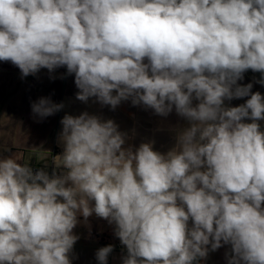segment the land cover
<instances>
[{
    "label": "clouds",
    "instance_id": "9594fccd",
    "mask_svg": "<svg viewBox=\"0 0 264 264\" xmlns=\"http://www.w3.org/2000/svg\"><path fill=\"white\" fill-rule=\"evenodd\" d=\"M0 61L22 77L66 67L82 102L130 99L190 124L162 154L123 147L113 120L66 114L61 174L0 158V264H71L78 216L93 214L115 225L123 264H193L224 245L227 264H264V96L237 84L247 70L264 83V0H0Z\"/></svg>",
    "mask_w": 264,
    "mask_h": 264
},
{
    "label": "crops",
    "instance_id": "0c3cea01",
    "mask_svg": "<svg viewBox=\"0 0 264 264\" xmlns=\"http://www.w3.org/2000/svg\"><path fill=\"white\" fill-rule=\"evenodd\" d=\"M245 73L255 80L249 70ZM243 77L246 76L243 74ZM77 92L74 74H68L66 67L52 72L41 69L35 75L22 77L18 67L11 62L0 61V158L11 157L29 167L52 164L56 174H61L63 169L55 167L52 157L63 150L59 143L60 121L66 114L78 116L88 112L102 120H113L118 130L126 135L123 147L135 150L141 143H152L153 150L162 154L174 149L178 135L190 126L175 109L167 116H160L142 105L134 106L129 99L121 101L113 110L95 98L82 102L76 99ZM258 92L264 96L261 89ZM40 98H48L52 103L63 104V107L53 115L41 118L31 108L32 103ZM78 221L73 234L79 238L69 254L71 264H99L96 252L101 247L112 245V239L116 237L115 225L95 214L87 220L78 216ZM226 254H231L230 245L210 250L206 258H198L193 264H227ZM126 256L113 248L107 264H123Z\"/></svg>",
    "mask_w": 264,
    "mask_h": 264
},
{
    "label": "rangeland",
    "instance_id": "374dc122",
    "mask_svg": "<svg viewBox=\"0 0 264 264\" xmlns=\"http://www.w3.org/2000/svg\"><path fill=\"white\" fill-rule=\"evenodd\" d=\"M244 75L246 77H243L242 81L241 80L237 81L238 85L244 86V85L252 84L253 86L251 88V93L258 92L261 89V91H263V94H264V83H261V81L259 80L260 79L259 77L254 76L255 80H253V78L248 77V75L246 73H244ZM256 82L259 83L258 86H261V87H258ZM249 98H250V95L246 96V97L238 98V99L233 98L232 100H230L231 102L226 99L224 101V106L225 107H236V106L244 104L246 102V100ZM196 103H198V102L194 100L193 105H195ZM244 122H251V121L246 119ZM258 123L261 126V130L264 131V120H260V121H258ZM262 207H264V204H262Z\"/></svg>",
    "mask_w": 264,
    "mask_h": 264
},
{
    "label": "built area",
    "instance_id": "2783aa9c",
    "mask_svg": "<svg viewBox=\"0 0 264 264\" xmlns=\"http://www.w3.org/2000/svg\"><path fill=\"white\" fill-rule=\"evenodd\" d=\"M249 72L253 75V76H256V77H259L260 80L262 79L261 77V73L259 72H253L252 70H249ZM33 169V172L39 170V169H43L44 171H46L49 176H51L53 174V172L55 171V168L54 166L51 164L49 166H32L31 167ZM112 246L113 248L118 251V252H121L123 254H126L127 255V249H126V246L122 245V243L120 242L119 238L118 237H114L112 239Z\"/></svg>",
    "mask_w": 264,
    "mask_h": 264
}]
</instances>
